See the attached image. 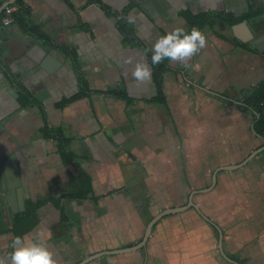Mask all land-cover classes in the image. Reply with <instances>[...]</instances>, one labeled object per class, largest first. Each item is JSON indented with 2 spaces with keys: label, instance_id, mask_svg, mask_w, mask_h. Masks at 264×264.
I'll use <instances>...</instances> for the list:
<instances>
[{
  "label": "crops",
  "instance_id": "0c3cea01",
  "mask_svg": "<svg viewBox=\"0 0 264 264\" xmlns=\"http://www.w3.org/2000/svg\"><path fill=\"white\" fill-rule=\"evenodd\" d=\"M25 3L27 26L0 20V169L14 154L21 183L19 211H0V258L43 229L59 264H264V150L238 166L264 147L247 102L264 82V0H165L153 14L141 0ZM190 18L206 20L207 46L194 68L168 60L158 77L152 45ZM137 61L150 80L133 79ZM191 197L199 208L126 249ZM35 204L20 234L14 218Z\"/></svg>",
  "mask_w": 264,
  "mask_h": 264
},
{
  "label": "clouds",
  "instance_id": "9594fccd",
  "mask_svg": "<svg viewBox=\"0 0 264 264\" xmlns=\"http://www.w3.org/2000/svg\"><path fill=\"white\" fill-rule=\"evenodd\" d=\"M127 21L135 22L131 16ZM206 46L207 38L197 26H192L190 30L177 26L156 38L150 49L151 63L158 65L164 60H169L179 62L183 67L191 69L195 66L189 62ZM131 75L136 82L142 83L151 79L152 71L147 63L137 61ZM48 236L50 233L46 235V230L43 229L37 231L34 238L28 235H16L10 245V264H59L48 246ZM0 264H6V261L0 258Z\"/></svg>",
  "mask_w": 264,
  "mask_h": 264
},
{
  "label": "water",
  "instance_id": "95a60500",
  "mask_svg": "<svg viewBox=\"0 0 264 264\" xmlns=\"http://www.w3.org/2000/svg\"><path fill=\"white\" fill-rule=\"evenodd\" d=\"M16 2V0H8L6 1L1 7H0V15L3 12L4 8L12 3ZM142 5L144 6V8L146 10H148V12L152 13V9L155 8L158 12H163L166 3L165 0H141ZM244 23V22H243ZM239 23H237L236 25H238ZM247 25V23H244ZM240 25V24H239ZM235 26V25H234ZM259 26V25H258ZM251 31L255 34V35H259V31L257 30L256 26H252L250 27ZM40 42L44 43L45 40L40 39ZM45 49V48H43ZM57 49L54 48V51H56ZM46 51L45 55L42 56L41 60L38 61V66H44L46 67L47 63L50 60V55L52 53V49L51 50H44ZM9 84V82H7V85ZM29 89V88H28ZM264 150L263 148H259L258 150L254 151L252 154H250L248 156V158L242 162V164H239V167L244 166L245 164H247L254 156L258 155L259 153H261ZM16 163V156H14V154H11L6 160L3 161V167L0 169V177L1 179H3L0 183V211H4L6 209H8L9 207H11L13 210H16V208L18 210H16L15 212L19 211V191H20V187H21V183L19 181H15L14 179V173H13V169ZM189 204V205H188ZM186 204L185 206H180V207H170V208H166L161 210L159 213H157L147 224L143 239L135 246L130 247V248H126V249H132V248H141L142 246H144L148 240V238L150 237L153 228L156 226V224L163 219L165 216L171 214V213H179L182 212L183 210H186L187 208L191 207V206H195L197 208H199L195 202L193 201L192 197L189 200V203ZM107 253V252H106ZM104 253V254H106ZM101 254V255H104ZM100 255V256H101ZM97 256V254L91 255L89 258H86L85 260H83V262L79 263V264H85L93 259H95Z\"/></svg>",
  "mask_w": 264,
  "mask_h": 264
},
{
  "label": "trees",
  "instance_id": "16d2710c",
  "mask_svg": "<svg viewBox=\"0 0 264 264\" xmlns=\"http://www.w3.org/2000/svg\"><path fill=\"white\" fill-rule=\"evenodd\" d=\"M5 1L7 0H0V7ZM15 4L19 6V10L14 14V18L16 21L18 20L20 23H22V25H24L25 27L27 26L30 10L29 8H27L25 0H16ZM260 13H263L262 9L252 11L250 13V16H254ZM3 14H4V11L0 15V20ZM190 20L193 26H197L200 30L202 29L203 25L206 23L205 19H200V18L199 20L190 18ZM122 22H126V24H128L127 14L122 16ZM167 61L168 60H164L160 64L155 65L156 75L158 77L161 75L162 69L166 66ZM158 85L160 86V91H159L157 98L160 100V102L164 103L165 94L163 93V90H162L163 89L162 82H158ZM247 102L249 103V105L252 106V108H254L256 111L260 113V117L258 119V124H259L258 130L260 131L262 135H264V82H261L259 86H257L254 89L252 94L247 98ZM89 187L90 186L86 184L85 189L83 190L84 193L85 192L87 193L89 191ZM36 208H37V205L35 204L27 208L22 213L17 214L13 221V229H22L20 234H23L27 232V230L32 229L37 222Z\"/></svg>",
  "mask_w": 264,
  "mask_h": 264
},
{
  "label": "built area",
  "instance_id": "2783aa9c",
  "mask_svg": "<svg viewBox=\"0 0 264 264\" xmlns=\"http://www.w3.org/2000/svg\"><path fill=\"white\" fill-rule=\"evenodd\" d=\"M19 10V6L17 4H10L4 8V14L2 16L3 25H9L14 22V14Z\"/></svg>",
  "mask_w": 264,
  "mask_h": 264
}]
</instances>
